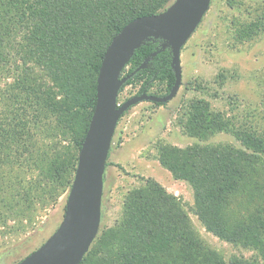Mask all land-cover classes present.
Instances as JSON below:
<instances>
[{"label": "trees", "instance_id": "trees-1", "mask_svg": "<svg viewBox=\"0 0 264 264\" xmlns=\"http://www.w3.org/2000/svg\"><path fill=\"white\" fill-rule=\"evenodd\" d=\"M172 2L0 0V229L25 232L69 190L106 48L128 22ZM159 43L148 41L135 50L123 74L140 66ZM173 83L166 48L119 95L139 85L137 94L161 96ZM260 106L256 119L264 123V95ZM181 111L178 125L187 136L202 142L226 133L240 147L157 143L159 164L192 188L191 212L207 232L235 246L262 248L264 124L253 116L240 122L201 99ZM141 180L142 186L125 194L120 219L99 230L80 264H224L180 199L151 178ZM229 264L260 263L232 257Z\"/></svg>", "mask_w": 264, "mask_h": 264}, {"label": "rangeland", "instance_id": "rangeland-1", "mask_svg": "<svg viewBox=\"0 0 264 264\" xmlns=\"http://www.w3.org/2000/svg\"><path fill=\"white\" fill-rule=\"evenodd\" d=\"M180 65L181 86L171 101L161 106L141 102L117 123L106 162L99 230L113 226L121 217L125 194L142 186L141 178H151L180 199L198 234L220 254L224 264H229L232 257L256 259L264 264V245L260 249L242 248L205 230L191 212L192 188L159 164L155 148L157 143L180 148L196 143L240 147L236 138L226 133L198 142L184 134L178 120L181 110L196 99L240 122H249L251 116L260 118L264 95V0H211L201 23L181 50ZM138 89L139 85L125 87L118 104L136 95ZM67 192L25 232L15 234L0 229V264H15L45 242L62 220Z\"/></svg>", "mask_w": 264, "mask_h": 264}, {"label": "water", "instance_id": "water-1", "mask_svg": "<svg viewBox=\"0 0 264 264\" xmlns=\"http://www.w3.org/2000/svg\"><path fill=\"white\" fill-rule=\"evenodd\" d=\"M211 0H173L163 11L137 17L112 38L103 55L96 79V98L81 143L64 214L55 231L15 264H80L99 232L106 162L121 116L141 102L166 104L181 86V50L209 9ZM160 40L157 50L131 73L123 70L135 50L148 41ZM168 49L174 83L158 96L142 92L118 104V95L137 71L159 51Z\"/></svg>", "mask_w": 264, "mask_h": 264}]
</instances>
